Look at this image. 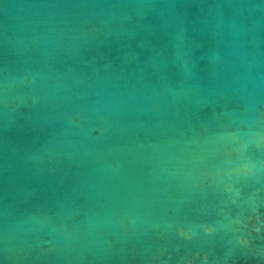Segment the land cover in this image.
<instances>
[{
	"label": "water",
	"instance_id": "95a60500",
	"mask_svg": "<svg viewBox=\"0 0 264 264\" xmlns=\"http://www.w3.org/2000/svg\"><path fill=\"white\" fill-rule=\"evenodd\" d=\"M0 264H264V0H0Z\"/></svg>",
	"mask_w": 264,
	"mask_h": 264
}]
</instances>
